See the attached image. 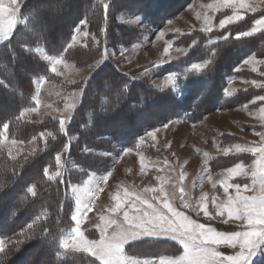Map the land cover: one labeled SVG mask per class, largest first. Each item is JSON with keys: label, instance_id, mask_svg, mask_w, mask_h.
Instances as JSON below:
<instances>
[{"label": "trees", "instance_id": "trees-1", "mask_svg": "<svg viewBox=\"0 0 264 264\" xmlns=\"http://www.w3.org/2000/svg\"><path fill=\"white\" fill-rule=\"evenodd\" d=\"M178 2L182 5L177 8ZM188 2L104 0L109 4L106 21L101 0H26L23 3L24 24L0 47V102L6 109L0 115V135L7 126L8 137L24 143L35 140L37 147L31 154L25 152L15 158L0 152V199L16 200L14 205L0 202L4 216L0 221V238L6 241L0 251V264H19L32 249L46 250L49 264H97L85 254L68 251L65 255L56 250V240L72 225V200L68 203L66 197L69 185L81 184L91 174H103L114 164L112 157L123 150L144 156L158 153L140 143V136L170 119L185 118L195 123L211 111L242 106L250 101V96L244 97L240 92L225 97L224 89L229 78L244 74L245 71H235L241 60L264 54V31L255 36L235 37L251 28L260 15L248 16L232 25L226 39L218 43L208 45L211 38L222 37L224 32H193L179 37L174 45L188 48L187 54L168 65L152 68V74L134 76L137 70L123 72L105 59L87 79L81 103L66 134L59 131L55 120L31 122L20 117L22 109L33 106L37 79L52 78L48 62L35 49L42 48L49 56L85 67L101 59L107 51L117 55L141 43L146 34L152 36ZM42 5L52 7L53 11L49 7L50 13L40 9ZM65 14L68 15L66 22ZM55 18H60L61 23L64 21L63 25L53 21ZM123 18H140L143 27L126 24ZM82 22L88 35L81 44H73L69 49L74 30ZM168 74L175 76L178 93L170 87L158 90L151 84L154 76ZM158 107L164 110L157 117L154 112ZM168 107L171 111L167 112ZM149 115L152 118L142 122ZM71 137H76V141L72 142ZM57 157L64 170L61 176L49 181L45 170L58 168ZM252 160L250 155L234 154L212 159L209 166L215 172L240 162L246 165ZM29 187L35 195L27 191ZM8 219L11 224L5 225ZM61 254L66 256L64 260ZM26 264H39V261L34 258ZM254 264H264V255Z\"/></svg>", "mask_w": 264, "mask_h": 264}, {"label": "rangeland", "instance_id": "rangeland-1", "mask_svg": "<svg viewBox=\"0 0 264 264\" xmlns=\"http://www.w3.org/2000/svg\"><path fill=\"white\" fill-rule=\"evenodd\" d=\"M25 1L26 0H20L16 14L15 27L7 36L0 37V47L11 39L17 27L24 24L25 20L21 15V7ZM108 1L109 0H106V2ZM9 2L10 0H4L5 7H8ZM180 3L181 2H178L176 7ZM244 4L245 7L243 8H240L238 3L236 6L225 7L219 0H189L187 5L181 7L182 9L170 19L172 20L170 23L165 21L161 28L156 31L152 30L154 31L152 36L146 34L141 43L135 44L129 49L121 50L117 55L113 54L111 51H107L104 56H106V59L112 62L118 69L124 72L128 73L137 70L134 76L146 75L148 73L152 74L150 70L161 64L165 66V60L171 55L168 49V42L170 40L176 41L179 37L187 36L193 32L208 34L213 32H224L222 37L211 38L208 41V45H210L226 39L229 35V28L232 26L233 22L237 20L236 17L245 19L248 16L260 15L255 19L253 24L261 18V21H264V5L260 3V0H244ZM252 4L256 5L255 11L250 9V5ZM180 5H182V3ZM5 7L3 6V0H0V18H3L7 14V9ZM48 7V5H42L39 8L44 11L48 10V12L49 8H51L50 11H53L52 7ZM169 10H171V8ZM63 17H65L66 22L68 15L65 14ZM228 17H233L232 23H228L224 28H221L219 24L220 21ZM135 20H137V18H134V20L123 18V22ZM53 21L60 23V25L64 23V21L61 23L60 18H55ZM82 24L85 25L84 22ZM129 25H136L139 27L142 23L140 18H138L137 23ZM209 26H211V31L207 30ZM77 28L81 30L80 33L75 31V36L77 37V41H79V39H82L83 33H87V29L86 26L84 27L81 24ZM250 29H252V27L245 31H249ZM258 33L259 31L253 36ZM174 47H178V49L186 48L184 46L175 45ZM39 49H41V51H36V53L43 59V56L47 54L42 48ZM171 52L173 55L177 54L173 51ZM231 58H229V60H232ZM57 59L61 62L55 65L56 71H52L53 63L43 59L49 64L48 68L52 78L37 79L33 96H37L38 102L32 98L33 106L22 109L21 112H23L24 115H20V117L25 121L31 122H42L46 118L55 120L58 122L59 131L60 121L64 120V131L60 132L66 134L69 123L81 103L85 83L91 73L97 68L94 67L97 61L91 65L79 67L71 62L64 61L62 58ZM242 61L243 60L240 62ZM224 62H226V60ZM240 62L235 66V69ZM245 68V72L242 71L244 72L242 77L235 78H239L240 81L233 86L234 95H239L240 92L242 94L244 93V97L250 96V100H260L259 97H264V54L252 56V59L245 64ZM169 76L170 75H156L151 79V84L158 90H162L166 86L170 87L172 83L168 81ZM172 88L176 90L175 86ZM179 91L180 90L177 89L176 92L178 93ZM254 92L259 94L254 95ZM66 105H71V107L66 109ZM165 105L168 106L167 104ZM243 106L244 105H242V107ZM170 107L167 108V112L168 110L171 111ZM239 107L241 106L211 111L195 123H191L185 120V118L170 119L161 126L146 131L140 136L141 143L151 146L158 153L151 154L150 156H140L141 154L138 155V152L134 154V151L123 150L118 155L112 157L114 164L102 175L91 174L88 175L81 184H70L68 187L69 194L66 196L68 199H66L68 203H71L70 199L72 200V211L70 213L72 225L62 238L60 237V239L58 238L56 240V250L65 255H67L68 251L82 253L95 261L94 258L87 253L74 251L71 247L60 249V241L69 240L70 243L69 238L74 235L72 229L76 227V224L71 217L77 211L76 197L78 191H82L89 187L94 190L86 197V200L91 201V210L82 213L80 223V230L88 240L99 239V229L97 225L103 224L100 220L101 216H104L105 219L113 215L117 217L122 216V212L113 214L110 211L116 203L114 197L118 195L123 196L125 192H128L130 195L140 194L151 200L154 195L158 196L160 193L145 192V189H159L161 187L164 188L169 197L175 194L176 199L172 201L173 206L178 211H183L185 215L196 222L204 223L215 227L218 231L229 233L245 230V225L239 220L224 223L221 217L215 216L216 209L212 203L213 197L216 198L217 203H220L225 200L227 196H236L238 194L237 187L240 189L239 194L242 196L259 195L261 181H264V177L259 175L255 177L252 176V171L255 170L259 153L253 154L248 151L239 152L235 148L237 144L246 149L257 145H264V100H260L255 104H250L249 107L253 108L251 111H246ZM163 110V107H158L154 112V116L163 115ZM5 112L6 109L3 108L0 102V115ZM144 118L142 122L150 120L152 116L149 115ZM186 121H188V123ZM138 122H141V119H139ZM149 132H154L155 137H149ZM231 137H235L237 140L233 141L229 139ZM76 139V137H71L72 142L76 141ZM36 147L37 143L35 140L26 143L20 142L8 137L5 127L2 129L0 135V152H4L7 157L15 158L25 152L31 154L36 150ZM225 149H228V151L225 152ZM235 153L238 155H249L248 153H251L254 156L253 162L246 165L240 162L239 164L242 165V170L235 175H230L228 173V169L234 168L235 165L220 171L212 172L210 170L209 162L212 159L218 158L217 156L224 157L222 155L229 156ZM58 162V168H47L45 170L47 171L45 172L47 180H54L56 176H61V170H64V165L62 162ZM73 168L75 169L76 167ZM105 175L108 176L107 181L101 179ZM181 175L184 177L183 181L179 180ZM74 176L75 175L72 177ZM209 177H211V179H209ZM225 181L227 184L232 185L228 188L227 196L224 193ZM177 184L183 189V200L179 198L181 193ZM0 186H2V184H0ZM202 196L205 198L206 207L210 213V217L207 218L199 209ZM15 201L14 199L8 198L0 199L1 203L3 202L8 205H14ZM185 202L189 203L191 207H182V204ZM1 211L3 210H0V221H3L4 216ZM211 217L215 218L213 219ZM10 224L11 222H9L8 219L5 225ZM109 231H111V229H109ZM158 242H170L180 249L177 255L164 257L176 259V257L183 254V246L180 245L178 241L167 238H144L137 240L132 244H126L124 246V252L126 255H131L135 259H153L158 261L161 256H157L153 253L157 248H160V245L157 244ZM5 246L6 241L0 238V251ZM162 250L174 251L173 248L168 246L162 247ZM217 250L220 251L222 255H235L239 249L221 245ZM46 253V250L32 249V251L30 250V252L19 261V264L29 263L30 260L34 258L38 259L39 264H49ZM62 254L61 258L64 260L66 256H62ZM261 254H264V240L259 242L256 249V256L253 257L251 264H253ZM95 262L98 264L97 261Z\"/></svg>", "mask_w": 264, "mask_h": 264}, {"label": "snow or ice", "instance_id": "snow-or-ice-1", "mask_svg": "<svg viewBox=\"0 0 264 264\" xmlns=\"http://www.w3.org/2000/svg\"><path fill=\"white\" fill-rule=\"evenodd\" d=\"M225 7L236 6L239 4L240 8L245 7L244 0H219ZM20 0H10L8 7H5L4 0L3 6L7 9V14L0 18V37L7 36L12 32L16 24V14ZM264 5V0H260ZM101 4L105 10L104 20L107 19L108 3L101 0ZM252 11L256 10V5H250ZM239 19V17H236ZM233 17H228L220 21V27L224 28L226 24L231 23ZM135 21H125L126 23L133 24ZM261 26H264V21H257ZM211 31V26L207 28ZM80 33V29L75 30ZM103 31V30H102ZM256 28L251 32H243L237 35V39L244 36H251ZM83 35L87 36L85 32ZM73 43L68 45L72 48L73 44L77 42V37L72 36ZM35 51L40 52L41 49L37 48ZM107 57L102 54V58L97 60L94 67H99ZM43 59L53 63L52 71H56L55 65L61 61L56 57L44 55ZM193 67H200L193 65ZM170 83H174L171 76L168 77ZM6 86V85H5ZM264 100V97H259ZM33 100H37V96H33ZM71 105H66V109ZM24 115L23 112L20 113ZM65 121H60V131H64ZM7 127V126H5ZM149 137H155L154 132L148 133ZM239 152L248 151L253 154L259 153V158L256 161L255 170L252 171V176L264 177V145H257L251 148H243L241 145H235ZM228 149H225L227 152ZM57 157V161H59ZM242 165L237 163L234 168H229L228 173L235 175L241 172ZM247 174V173H245ZM107 181L108 176L105 175L101 178ZM184 177H179L183 181ZM211 179V177H209ZM87 183V182H86ZM232 185L224 182V193L227 196L228 188ZM180 188V199L183 200V189ZM29 193L35 195L33 188L27 189ZM94 190L92 188H85L78 191L76 197L77 211L71 217L75 222L76 227L72 229L74 235L69 240H61V248L71 247L74 251L85 252L92 256L98 264H251L253 257L256 256V249L260 241L264 240V181H261V189L259 195L242 196L240 189L237 187L236 196H227L225 200L220 203L216 202V198H212V203L216 209L215 216L221 217L224 223L229 221H241L245 225L243 231L225 232L218 231L215 227L206 225L204 223L196 222L189 216L185 215L183 211H178L172 201L176 199L175 194L171 197L165 192L164 188L159 189H145V192H159L160 195L153 196L151 200L140 194H129L125 192L123 196L114 197L116 203L110 211L115 214L122 212V216L117 217L113 215L105 219L104 216L100 217L103 222L102 225L98 224L99 239L88 240L80 230V223L82 213L90 211L91 201L86 200L89 193ZM182 207H191L189 203L185 202ZM199 209L204 213V216L210 217L207 210L205 198L202 196ZM199 214V213H198ZM215 218V217H211ZM111 229V231H109ZM144 238L160 239L167 238L178 241L183 246V254L171 259L161 256L158 261L153 259H135L131 255H126L124 246L132 244L137 240ZM227 246L239 250L235 255H222L217 250L219 246Z\"/></svg>", "mask_w": 264, "mask_h": 264}, {"label": "crops", "instance_id": "crops-1", "mask_svg": "<svg viewBox=\"0 0 264 264\" xmlns=\"http://www.w3.org/2000/svg\"><path fill=\"white\" fill-rule=\"evenodd\" d=\"M244 20V18H240V19H237L235 22H233V24H237V23H239V22H241V21H243ZM262 20V18L261 19H259L258 21H261ZM172 20H168L167 22L168 23H170ZM232 23V22H231ZM220 24V23H219ZM232 24V25H233ZM258 26V27H257ZM253 28H256V31L255 32H253L252 33V35L251 36H253L255 33H257L258 31L260 32V31H263V29H264V27L263 26H260L257 22H255L253 25H252V29ZM252 29H250L249 31H244V32H251L252 31ZM76 30V29H75ZM75 30H74V34H73V36H75ZM241 33H243V32H241ZM240 34V33H239ZM237 35L238 34H236L235 35V37H237ZM84 37H85V35H83L81 38L82 39H79V41H77L76 43H74V44H81L82 43V41H83V39H84ZM242 37H244V36H242ZM247 37H250V36H247ZM72 43H73V41H72ZM175 43V41H173V40H170L169 42H168V49H169V51H170V56H168V58H167V60H165V62H164V64L165 65H168V64H170L171 62H173V61H175L176 59H178V58H181V57H183V56H185L186 54H187V52H188V50H187V48H185V49H178V47L177 48H175L174 47V44ZM177 50H179V51H177ZM171 51H173L174 53H177L176 55H173V53L171 52ZM252 59V56L250 55V56H248V57H246L245 59H243V61L242 62H240V64L238 65V67L235 69V71H244V70H246V68H245V64L249 61V60H251ZM160 66H162V64L160 65ZM122 71V70H121ZM124 72V71H123ZM171 76V75H170ZM172 77V76H171ZM173 78V77H172ZM174 80V79H173ZM240 80H239V78H237V79H235V78H229V80H228V83H227V85H226V87H225V89H224V93H225V95L227 96V97H231V96H233L234 95V91H233V86H235L236 85V83H238ZM175 86V81H174V83H172V86H170L171 88L172 87H174ZM166 87H169V86H166ZM258 101H260V100H258V99H252V100H250L248 103H246V104H244V106L242 107H239L240 109L242 108V109H245L246 111H251V110H253V108H251V107H249L250 106V104H255V103H257ZM249 108H251V109H249ZM219 111V110H218ZM187 123H188V121H186ZM130 153V152H129ZM134 154H137V152L135 153V152H133ZM123 154V153H122ZM139 154H141L140 156H142L143 154L142 153H138V155ZM236 154V153H235ZM250 156H252L253 158H254V156L251 154V153H248ZM234 155V154H233ZM144 156V155H143ZM222 156H226V155H222ZM228 156V155H227ZM217 157H219V156H217ZM215 159V158H214ZM252 162H253V160H252ZM251 162V163H252ZM236 165V164H235Z\"/></svg>", "mask_w": 264, "mask_h": 264}]
</instances>
